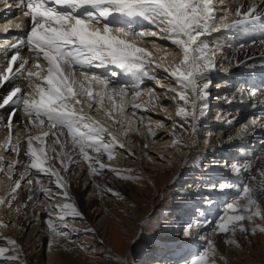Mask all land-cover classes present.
I'll return each instance as SVG.
<instances>
[{"label": "bare ground", "instance_id": "bare-ground-1", "mask_svg": "<svg viewBox=\"0 0 264 264\" xmlns=\"http://www.w3.org/2000/svg\"><path fill=\"white\" fill-rule=\"evenodd\" d=\"M213 2L216 8V17L223 18L226 16L227 18L220 19L217 22V24L220 25V30L207 35L206 42L212 49H214L213 45L219 50L225 48L226 59L224 57L223 60H221L223 63L221 67L229 68V70L225 69L226 71L222 74L217 70L206 73L208 79L211 81H217L212 92H215L214 90L219 91L220 88H226V90H223L221 94L218 93L219 95H215L217 100L221 103L217 102V104H214L206 101L208 107L205 112L212 111L213 107L216 106L214 107L216 111L215 117H219L218 115L221 116L223 113V117L224 115L228 116L227 120L231 121V123L224 121L222 118L219 120L216 118L218 122L215 121V123L213 120L207 122L199 119L195 122V127L191 132H183V129L177 126L181 121L179 117H177L178 115L174 114L178 111L177 101L173 99L171 93H168V89L172 87L171 84H174L173 88H177V85L173 79L166 78L167 74L163 70H161L163 73L160 71V69H163L165 66L176 64L175 61L177 60V55L180 54L181 56L182 54L168 40L158 38V41L157 37L145 39L148 41L139 44L138 46L144 47L154 54H158L157 58L154 57L155 62H158L161 65L158 69L161 76H159L158 79H160L159 84L163 85V87L161 88L158 86V88H154V90L157 91L154 92L157 94V97L154 93L150 94L149 92V89L153 88H151L152 84H150V82L145 81V78L149 79L148 77H141L139 73L129 74L124 71L121 72L119 69L115 71L121 72L122 75L113 77V79H111L112 84L110 87H126L128 89V96L123 102L119 96H114L111 100L105 97L101 108L96 102L99 101V97H95L94 100L80 97L83 112L90 116L93 115V119L98 121L101 125L105 123V125L109 127H107V129L117 136L118 143L125 145V147L120 148L116 146L114 149V155L110 160L108 159L107 153L102 154L101 159L106 164V167L104 169H99V165H94L97 172L90 171L89 162L83 160V158L78 155L79 148L76 147L72 155V159L75 160L76 163H71L67 171L61 172V175L66 177L69 182L68 191L71 197L69 201H66L59 195V190L53 183L55 179L54 177L50 180L47 175L38 174L34 169L31 170L34 177L35 175H39L41 183L22 185V190L19 191L17 199L13 202L14 206H21V210L17 212L12 208L2 206L4 209L0 211V222L8 224L14 223V225L12 224V229L14 227L15 229L20 228L19 234H16L11 228L9 229V231H11L10 234L5 232V227L0 228V247L8 249L4 256L0 257V264H42L45 260V250L43 251V248L48 240V264H64L62 262L68 259V255L72 257L75 251L86 249V247H83L81 244L83 241H78L79 237L76 236V234L69 233L70 235L67 239H62L55 237L48 227V221L51 218L53 222L57 223L60 230L64 229L63 231H65L63 224L57 220V206L63 203H72L83 214L82 218H78L74 217L70 210H64L65 223L70 226V230H75V232L82 231L84 234L87 231H92L93 234L95 233L99 236V232L102 230L106 231L105 225L108 224V220L113 222L117 219L123 222L129 221L130 217L136 216L137 210L141 208V203H143L141 201L142 198L148 197V192L139 187L138 174L140 171L149 175L156 174L155 177L157 178L155 183L157 185L165 180L167 176L172 175V180L168 182L169 185L166 191V193L171 192L172 195L174 188L177 187H174V183L176 185L183 183V181L190 177L191 174L187 170H195L200 178L192 179V182H189L188 187H191L193 190H186V192L184 190L174 191L177 197L176 202L180 204L179 206L181 208V210H179L180 213H174V219H172L176 225L174 233H178L181 230V224H184L187 221L191 222L193 219L194 222L190 224L192 227L185 225V230L182 232L186 237L181 240V243L185 242L183 243L185 244L184 246L190 244L187 241L193 240V242H195L194 239L197 241V245L201 246L205 237H208L211 241L215 242L216 248L221 251V253L225 254L226 252L229 253L228 255H235L236 257L245 253V251L237 250V248L240 247L243 242L248 240L249 237L245 234L241 235L238 226L237 231L232 237L231 234L233 233L231 231L223 235L218 233V224L223 222L224 219L218 220L215 226L214 217H216L217 213L218 215H222L219 213L224 212L226 207H218V209L216 207L222 203V200L225 199L224 195L228 192L220 195L211 187V185L216 182H227L230 185H234L235 187L231 192L236 196L239 192L240 186L246 185L244 184V181L251 180L252 183H250L253 187L254 179L255 181L258 178L263 179V177L260 176V173L264 171V149H262L264 148V140L259 141L258 138L260 135L264 134V128L256 127L248 134H244L242 129L246 123H250L253 118L264 125V118L262 120L259 118L261 110L264 111V94H261V92H264V26H262L263 21L257 19L253 23H243L242 26L238 28L226 30L223 25H227L228 23L231 25L235 18L232 12L225 13L222 9L227 8L234 12L237 6H242L244 10H247L250 6H255L257 8V14L259 16H264V0H230V2L229 0H213ZM13 4L17 7L15 0L13 1ZM138 20L147 23L142 19ZM132 21L133 20H129V22ZM29 23L30 21L25 23V30L23 25L20 24L21 28L17 29V32L8 35L11 37L12 42L24 38ZM137 27L138 29L142 28L141 26H134V28ZM142 30L147 29L143 28ZM230 32L231 35H229ZM4 33H8V31L4 32L3 28L0 27V34ZM216 36L219 37L214 39ZM0 37L2 38L0 39L1 42L5 41V43L11 44L9 43L10 41L6 40L5 36L0 35ZM152 41H155V47L153 46ZM157 42L162 43V45L165 43L168 46L167 51L161 48V44L159 46ZM241 45H243V47H241ZM25 50L27 51V49ZM161 57L164 59H161ZM173 59L174 62L172 63ZM1 62H3V58H0V65L3 64ZM31 63H33L32 60ZM40 63H45V61H40ZM153 66L149 68H154ZM33 69L34 68H31L30 70L32 71ZM43 74L45 73H42V75ZM100 76L102 77L103 75ZM240 78H242L240 83L243 82L242 84H239V86H241L238 87V90L234 91L233 84H235ZM77 79L83 82L86 87L88 86V82L84 80L83 76L77 77ZM141 79L143 81L141 85L142 95L135 100V103L141 105V107L139 109H134L131 103L134 85ZM16 83L25 88V80H17ZM224 83H227V85ZM8 87L9 85L5 84L4 87L0 89V96L5 94ZM93 90L94 92L99 91L100 86L94 84ZM207 91L209 92V89ZM253 91H255L256 95H249V93ZM112 100H114V102L115 100L120 101L119 105H117L123 108V111H117L121 114L120 117L118 115L115 116L114 114V116L110 118L103 112L106 111L103 109L105 107V101L109 102L107 105L109 106L113 103ZM116 103L118 104V102ZM81 105L76 106L77 110H79ZM89 105H91V107H89ZM152 108L160 113H162L160 108L163 110L165 109L166 111L164 110V113L159 114L158 112L153 111ZM115 109L117 110V107H115ZM8 111L9 109L7 108L0 110V145L4 143L8 131L7 128L2 126L7 120ZM133 112H135V115H133ZM95 114H98L99 118L95 117L97 116ZM246 116H250V118L248 121H244L246 123L242 124V121ZM141 117H144V119H141ZM100 118L102 123L100 122ZM27 119L28 117L22 112H17L14 120V127L12 129V144L19 142L23 147L29 135L37 134V130L33 129L31 132L25 131L22 124L16 123V121H26ZM114 121H119L120 123H114ZM147 121H150L152 124ZM166 126L169 127V129ZM236 126H239V128L233 130ZM160 129L163 130L160 131ZM261 131H263V133ZM200 132L202 134L199 136V145H196V143H198V133ZM182 133V138L186 143L174 146L175 139L180 138ZM192 135L194 136L193 139H195L196 143L192 146L189 155H184V152L187 149L186 145L188 141L191 140ZM217 136L219 142H216ZM104 140L109 141L110 137L106 134ZM204 142L207 144L206 148H208L206 152H201L199 150L196 151L197 147L204 144ZM72 149L73 142L69 137L67 150ZM88 151L91 154V149H88ZM130 153L134 155H129ZM257 155H259V157H257ZM0 156L4 157L5 164L17 159H20L21 162L24 163L28 160V157L24 156L23 152L20 157H17L15 154L9 155V153L2 147H0ZM196 156H202L204 158L211 156L210 161H213V163L207 168L204 174L198 169L199 160ZM253 156L255 157L254 159H258L253 160ZM130 158L137 164L124 163V161L127 162ZM220 161L224 163V165L220 166ZM166 162L170 163L169 166L164 164ZM232 162L243 165V170L248 172L236 176L235 172L229 167ZM49 163L58 166V162L55 159L50 160ZM110 169H116L130 178L122 179L120 176L110 171ZM125 170L129 171L126 172ZM14 172L15 175H19L24 172V169L18 167ZM25 175H27V173H25ZM144 177L148 176L146 175ZM195 181H199V183ZM11 183L12 181L6 176L0 174V197L7 196ZM247 185L250 184L248 183ZM41 187L51 188V192L48 193V195H45L40 191ZM92 188L93 190H91ZM109 189L111 191H109ZM30 192L33 195V199L28 201L27 196ZM204 192L206 193L208 200V204H206L208 207L206 209L200 208L193 216L192 213L195 209L194 205L199 202L200 198L205 194ZM114 193L118 195H115ZM48 196H52L54 199L50 201ZM167 198L168 202H173L172 196ZM234 198L232 200H227L226 203L235 202ZM43 200L44 202H42ZM211 201H214L212 204H215L216 206L213 207L211 204V207H209ZM25 203L28 205L26 208L23 207ZM128 203L129 205H127ZM130 205H134V207H130ZM223 206H226V204ZM259 206L262 207L261 205ZM125 207L130 208L129 214H125V211H123V213L121 212L122 209L125 210ZM6 210L7 212L5 213ZM103 213H105V215L101 217ZM231 214L230 211L225 214V217ZM162 220L163 218L160 216L159 222ZM242 224L247 228L244 223ZM170 228L169 225L168 229L171 230ZM67 229L68 228H66V231ZM9 240H15L17 246L14 248L13 245L8 243ZM177 240V237L173 239V245H175ZM229 240L234 241V243H228L227 241ZM250 244L248 246H250ZM196 248L197 247L190 245L189 250H186L188 251L186 254V252H184L186 248L164 247V249H168V251H166L169 258H166V260L170 259V261H177L180 259L177 264H188L189 260L198 256L195 252ZM14 249L17 251H14ZM184 254H186V256ZM14 256H18L19 259H12ZM61 256L63 257L59 260ZM153 264H159V261H156Z\"/></svg>", "mask_w": 264, "mask_h": 264}, {"label": "snow or ice", "instance_id": "snow-or-ice-1", "mask_svg": "<svg viewBox=\"0 0 264 264\" xmlns=\"http://www.w3.org/2000/svg\"><path fill=\"white\" fill-rule=\"evenodd\" d=\"M5 3L7 4V0ZM15 3L20 9L17 16L30 18V23L24 38L11 42V55L5 57L6 66L0 69V89L5 84L9 85L5 94L0 96V110L9 109L7 120L2 125L8 131L0 147L9 155L15 154L17 157L23 152L28 160L24 163L17 159L5 164L4 157L0 156V174L12 181L7 196L0 197V206L12 208L17 212L21 210V206H14L13 202L22 190V185L41 183L39 175L34 177L31 171L33 169L38 174L47 175L50 180L54 177L53 183L59 190V195L69 201L71 199L68 191L69 182L61 172L67 171L71 163H76L72 159L76 147L79 148L78 155L89 162V169L92 172H97L94 165H99V169L106 167L101 159L102 154L107 153L110 160L116 146L125 147L118 143L116 135L83 112L80 97L93 100L99 97V101L96 102L102 108L105 97L111 100L114 96H119L123 102L128 96V89L110 87L112 81L108 77L90 74L85 69L107 68L112 65L126 73H139L141 77L156 80L162 88L163 85L159 84L157 77L148 75L149 67L155 65L159 68L161 65L155 63L151 51L138 46L147 42L145 40L147 36L170 41L182 54L179 64L163 68L167 74L166 78L173 79L177 85V88L168 89V93L177 101V115L181 121L177 126L183 129V132H191L195 122L204 115L208 107L206 101L210 95L207 89L212 85L206 73L215 68V50L206 42V36L220 30L213 0H15ZM222 11L232 12L235 18L231 25H223L226 30L238 28L243 23H253L257 19L264 21V16L257 14L255 6H250L247 10L237 6L234 12L223 8ZM226 18L225 16L221 19ZM135 19H142L153 25L156 30L136 31L131 26H126L127 21ZM16 27L20 29L21 25ZM0 35L11 41L7 33ZM152 43L155 47V41ZM21 47L27 49L33 63L30 64L29 59L21 55ZM40 61L46 62V69L41 68ZM32 67L38 71H31ZM77 72L88 82L87 87L77 79ZM110 75L115 77L119 72L113 70ZM17 80L27 81V90L17 84ZM142 82L141 79L134 85L131 98L134 109L141 107L135 100L142 95ZM94 84L100 86L99 91L94 92ZM154 91L149 89L150 94ZM249 95L255 96L256 93L253 91ZM77 105H81L79 110ZM117 107L119 111H123L121 106ZM18 111L28 119L16 123L22 124L25 131L37 130L36 135L27 137L23 147L19 142L11 143L12 129ZM250 124L251 127L248 125L243 127L244 134H248L256 127L264 128V125L255 118ZM106 134L110 137L109 141L104 140ZM69 137L73 142L72 150H67ZM182 137L183 133L180 138L175 139L174 146L186 143ZM88 149H91V154ZM53 159L57 160L58 166L49 163ZM18 167L23 168L24 172L15 175L14 170ZM229 167L237 175L243 169V165L239 163H231ZM110 171L122 179L130 178L116 169ZM260 176L264 177V171ZM211 187L220 195L225 192L231 195V190L235 186L227 182H216ZM40 191L48 195L51 188L41 187ZM259 197H264V185L258 187L241 185L234 198L235 202L226 204V208L232 214L218 224L219 230L224 233L231 231L234 235L237 226L239 231H248L241 222L245 220L253 222L254 217L264 219V213L259 211ZM32 199L33 195L30 192L27 200ZM48 199L51 201L54 197L48 196ZM242 199L245 203L240 205L239 201ZM27 206V203L23 205L25 208ZM57 208V220L65 229L68 225L65 223L64 210H70L74 217H83L70 202L58 205ZM231 225L235 226L230 228ZM7 226L0 222V228ZM48 227L55 237L67 239L70 235L69 232L60 230L51 218ZM252 231L255 232V229ZM260 231H264V227L260 228ZM227 242L234 243L231 240ZM8 243L14 248L17 246L15 240H9ZM7 251V248L0 247V257ZM12 259L16 260L19 257L14 256ZM207 260L206 251L203 255L189 260L188 264H207Z\"/></svg>", "mask_w": 264, "mask_h": 264}, {"label": "rangeland", "instance_id": "rangeland-1", "mask_svg": "<svg viewBox=\"0 0 264 264\" xmlns=\"http://www.w3.org/2000/svg\"><path fill=\"white\" fill-rule=\"evenodd\" d=\"M220 19H221V17H218L217 22ZM151 31H154V30H151ZM231 32H230V34L229 33L228 34L231 35ZM214 39H216V38H214ZM157 43L159 44V46L161 44V46H162L161 48H163L165 51H167L168 46L165 43H163V45L160 42H157ZM213 48L215 50V55H214L215 68L213 70H217V71H219L220 74H222L223 72L226 71L225 69L229 70V68L221 67V65L223 64L221 62V60H223L224 57L226 59V56H225L226 50H225V48H223L222 50H219L214 45H213ZM234 50H238V49H234ZM220 51H221V54H220ZM153 56L157 58L158 54H154ZM171 58H173V57H171ZM176 59H175L176 60L175 63L176 64L180 63V61L182 60V55L180 56V54H178ZM173 62H174V59H173L172 63ZM219 62H221V63H219ZM155 63L157 64L158 62H155ZM153 67L154 68H148V70L152 72V77L158 78L159 76H161L159 74V70H158L159 68H157L155 66H153ZM161 70H163V69H160V71ZM213 70H211V71H213ZM222 70H224V71H222ZM241 79L242 78H240L239 80L236 81L235 84H233V90L234 91H237L238 87L241 86V85L239 86V84H242V82H243L242 81L240 83ZM145 81L150 82V84H152L151 88H153V89L158 88V86H159V85H157L156 80L145 78ZM159 81H160V79H159ZM216 83H217V81H215V80L212 81V85L209 88V92L211 94L207 98V102H212L214 104H217V102H220L217 100V97L215 95L218 93L221 94V92H223V90H226V88L225 89L220 88L219 91L214 90L215 92H212V89L215 88ZM224 84L227 85V83H224ZM171 86L170 87L173 88L174 84H171ZM154 92H157V91H154ZM262 94H264V92ZM155 96L157 97V94H155ZM108 101H105V103H104L105 107L109 104ZM112 102H113V103H111L112 105L110 104L109 106L106 107V109H105V107L103 108L106 111H103V109H102V111L105 113L106 116H109L110 118L112 116H114V114H115V116L118 115L120 117L121 114H119V112H117V111H119L117 105H119L120 101L115 100V102H114V100H112ZM116 102H118V104ZM115 103H116V105H115ZM122 106H123V104H122ZM115 107H117V110L115 109ZM214 107H216V106H214ZM214 107H213L212 111L210 110L209 112H205L204 115L200 117V119L205 120L207 122L208 121L210 122L213 120L215 123V121H217V119H216L217 117H215L216 111H215ZM113 109H114V111H113ZM108 110H109V113H108ZM152 110L155 112H158L159 114H162L166 111L165 109H164L165 110L164 111L162 108H160L162 113H160L159 111H157L153 108H152ZM174 114L176 115L177 111ZM95 115H97L95 117L99 118L98 114H95ZM218 116L221 117L224 121H228L227 120L228 116L224 115V117H223V113L221 116L220 115H218ZM259 116H260L259 117L260 120H262L264 118V111L263 110H261ZM249 118H250V116H246V118L242 121V124L246 123L244 121H246V120L248 121ZM100 122L102 123L101 118H100ZM147 122L149 123L150 121H147ZM246 125L251 127V124L249 122H247ZM103 126H105L106 128L108 127L107 125H105V123L103 124ZM167 128L169 129V127H167ZM238 128H239V126H236L233 128V130H236ZM162 130L163 129H160V131H162ZM261 132L263 133V131H261ZM201 134H202L201 132L198 133V138H197L198 143L195 142V139H193L194 136L192 135L191 140H189L187 145H186L187 149L185 150L184 155H186V154L189 155V152H190L192 146L195 145V143H196V145L197 144L199 145V141H200L199 136H201ZM163 135H165V134H163ZM263 135L259 136V138H258L259 141L264 140ZM165 142H166V140H165ZM216 142H219L218 136L216 137ZM206 147H207V144L204 142V144L197 147L196 151L199 150L201 152H206V150L208 149ZM262 149H264V148H262ZM148 150H150V149H148ZM159 151H161V150H159ZM260 152H262V151H260ZM257 157H259V155H257ZM196 158L199 160L198 169H199V171H201L202 174H204L205 171L207 170V168L213 163V161H210L211 156L206 157V158H204L202 156H196ZM252 158H253V160L258 159V158L254 159L255 158L254 156ZM132 162L133 161L131 158L128 159L127 162L124 161V163H126V164H137V163H135V161L133 163ZM232 163H234V162H232ZM164 164L169 166L170 163L166 162ZM193 164H194V162H193ZM222 165H224V163L221 162L220 166H222ZM152 166H153V164H152ZM190 166H192V165H190ZM256 166H258V165H256ZM141 167H142V165H141ZM187 171H189L191 173L190 177H188L186 180H184L183 183H180L181 184V185L179 184L180 186L176 185L174 183V187L175 186H177V187L174 188L172 195H171V192L166 193V191L168 189V185H169L168 182H170L172 180V175L167 176L165 180H163L160 184L157 185L155 183L156 178H157V177H155L156 174H150L149 175L143 171L142 172L140 171V173L138 174L139 187H141L143 190L148 192V197L142 198L141 201L143 203L140 202L141 208H139L137 210V215L131 216L129 221H126V222L119 221L118 219L115 222L108 220V224L105 225L106 231L102 230L101 232H99V234L101 236L100 235L98 236V234H95V233L93 234L92 231H87L84 234L82 231L75 232V230H70V226H68L67 232H69L70 234H76V236L79 237L78 241H83V242H81V244L83 247H86V249H81V250L75 251L73 253L72 257H70V255H68V259H66L62 263H64V264H153L154 262L159 261V264H163V263L164 264H177L178 260H180V259H178L177 261H173V260L170 261V259L166 260V258H169L167 256L168 249H164V247L170 246L171 248L172 247L173 248H175V247L176 248H178V247L186 248L184 250V252H186V254H187L188 251H186V250H189L190 245H192L193 247L194 246L197 247L195 252L198 255L204 254V252H206V251L208 252V260H207L208 264H264V231H260V228L264 227V219H260L259 217H254L253 222H248L247 220L241 222V223L245 224V226L247 227L246 229H248V231H244V232L241 231L240 234L241 235H243V234L248 235L249 239L246 240L245 242H243L242 245L237 248V250H243V252L245 251V253H243L239 257H236L235 255L234 256L228 255L229 253H226V252H225V254L221 253V251H219L216 248L215 242L211 241L208 237H205L203 244H201V246L197 245L198 243L195 239H194L195 242H193V240L187 241L188 243H190L188 246H184L185 244H183V243H185V242L181 243V240L186 238L185 234L184 233L182 234V232H184V230H185V225L189 226L194 221L192 219L191 222L187 221L186 223L181 224L180 225L181 230L178 233H174V228L176 225L174 224V220L172 221V219H174V213L179 214L180 213L179 210H181V208L179 206L180 204L176 202L177 197L175 195L176 194L175 192L178 190H180V191L184 190L185 192H186V190H188V191L193 190L191 187H188L189 182H192L191 181L192 179L194 180L198 177L200 178V176L197 175V172L195 170L189 169ZM243 171L244 170L242 169L240 174L237 175L235 173V175L239 176L245 172H248V171H244V172ZM146 175L148 177H144ZM173 178H174V176H173ZM221 180H223V179H221ZM195 182L199 183V181H195ZM244 182H245L244 184L247 185L249 183L250 184L249 186H251V183H252L251 180L250 181L247 180ZM260 185H264V177H263V179L258 178V179H256V181L254 179V186L253 187H258ZM91 190H93V188ZM104 193H106V192H104ZM134 196H136V195H134ZM171 196L173 197V202L172 201L168 202L167 197H171ZM224 196H225V199H223L222 203L216 207L217 209H218V207H220V208L226 207L223 205L227 204L226 203L227 200H232L234 198L235 194L231 192V195H229V193H227ZM138 198H140V197H138ZM136 199H137V197H136ZM42 202H44V200ZM212 202H214V201H211L209 203V207H211L210 205L212 204ZM198 203H196L194 205L195 209L193 210V213H192L193 216H194V213L198 212L200 208L206 209L208 207V206H206V204H208L206 193L200 198ZM244 203H245L244 199L239 201L240 205H243ZM127 205H129V203ZM212 205H213V207L216 206L215 204H212ZM259 205H261L262 207H260ZM258 206H259V211H261V213H264L263 212L264 197H259ZM130 207H134V205H130ZM220 208H219V210H220ZM3 209L4 208L2 206H0V211H2ZM119 209H121V208H119ZM123 211H125V214H129L130 208L125 207V210L122 209L121 212L123 213ZM6 212H7V210L5 211V213ZM228 212H230V210L226 208L224 212L219 213L222 215H218V213H217L216 217H214L215 222L213 220L215 226H216L218 220H220V219L225 220V218H226L225 214ZM104 215H105V213H103L101 215V217H103ZM160 216L163 218V220L161 222H159ZM257 222H259V223H257ZM3 224L8 225L7 227H5L6 228L5 232L10 234L11 231H9V229L10 228L12 229L14 223H11V224L3 223ZM169 225L171 227L170 228L171 230L168 229ZM231 227H233V225H231L230 228ZM252 229H255V232H253ZM12 230L16 234H19L20 228L15 229V227H14ZM65 231H66V229H65ZM229 232H227V233H229ZM209 233H208V235H209ZM218 233H220L221 235L226 234L224 232H221L220 230H218ZM232 236H233V234H231V237ZM176 237L178 238V240L175 242V245H173V239ZM252 240H253V242H252ZM48 242H49V240L47 241V243L45 244V246L43 248V251L45 250V260L43 261L42 264H48V259H47ZM209 242H211V243L209 244ZM249 244H250V246H248ZM252 245H253V247H252ZM14 251H17V250L14 249ZM186 254H184V255L186 256ZM62 257L63 256H61L59 260H61Z\"/></svg>", "mask_w": 264, "mask_h": 264}]
</instances>
